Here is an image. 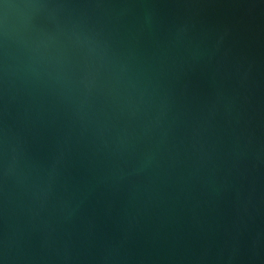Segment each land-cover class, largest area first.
I'll list each match as a JSON object with an SVG mask.
<instances>
[{"label": "water", "instance_id": "1", "mask_svg": "<svg viewBox=\"0 0 264 264\" xmlns=\"http://www.w3.org/2000/svg\"><path fill=\"white\" fill-rule=\"evenodd\" d=\"M0 264H264V0H0Z\"/></svg>", "mask_w": 264, "mask_h": 264}]
</instances>
